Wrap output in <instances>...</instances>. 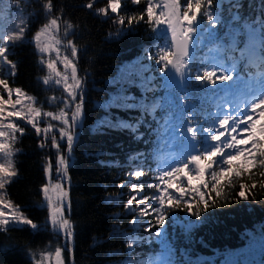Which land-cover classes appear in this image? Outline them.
Masks as SVG:
<instances>
[{"label": "trees", "instance_id": "obj_1", "mask_svg": "<svg viewBox=\"0 0 264 264\" xmlns=\"http://www.w3.org/2000/svg\"><path fill=\"white\" fill-rule=\"evenodd\" d=\"M180 2L183 10L186 0ZM48 3L52 5L50 12L45 8ZM88 3L93 4L92 9L86 7ZM107 4L108 0H0V35H19L21 12L27 21L22 38L7 46V59L15 68L0 57V78L6 79L9 87L22 89L25 110L29 103L41 113L55 114L66 107L47 73L54 48L74 60L77 77L83 83L82 120L71 155L66 142L60 145L61 153L70 161L65 184L70 186V211L65 207L64 216L72 225L74 240L66 243L64 234L52 227L42 193L48 180L51 185L61 180L56 174L58 153L51 148L52 135L59 139L60 125L42 115L41 128L51 123L57 130L47 137L37 136L30 125L13 117L11 121L19 124L24 134L16 133L15 141L0 142L12 143L13 166L18 175L0 190V196L21 209L38 227L33 230L30 225L16 227L11 223L0 226V264H40L56 248H62L65 264H132V256L162 252V241L171 247V257L177 264H264V250L250 244L253 237L264 235V190L259 187L264 183L260 175L264 169L257 167L251 179L243 178L242 182L257 185L248 201L235 196L237 185L227 202L221 200L218 207L204 212L201 220L173 208L166 217L164 235H152L149 245L141 248H129L137 215L125 208L131 169L144 172L140 181L143 194L155 198L159 194L156 185L163 189L159 176L165 171L167 152L185 151V163L190 155L210 149V135L218 128L229 90L244 89L247 82L256 83V74L264 76V0H211V6L209 0H204L194 23L196 32L183 75L170 66L160 70L157 60L161 50H169L171 43L166 28L162 26L154 32V26L147 23V0L138 4L121 0L117 14L111 13ZM100 8L107 9L106 16L97 14ZM205 9L212 20L204 15ZM142 15L144 19L139 20ZM120 16L125 19L123 26L118 23ZM132 16L137 20L128 25L127 19ZM53 18L58 19L59 27L51 30V50L40 53L35 33ZM117 29H122L120 35ZM237 32L239 43L232 51L230 37ZM250 35L258 51L251 58H242L241 50ZM69 40L73 41L71 46ZM221 43L225 47L217 51ZM73 46L78 50L75 59L71 57ZM206 70L233 79L225 84H202L196 77ZM46 78L47 85L43 83ZM0 96L9 98L3 86ZM28 96L32 101L27 100ZM114 96L128 97L120 103L134 107H116L112 104ZM11 99H16L14 93ZM154 104L162 107L153 109ZM105 117L124 121L125 125L97 130L98 122ZM128 124L136 125L135 134ZM188 127L194 129L196 139L187 132ZM42 141L45 147L40 146ZM0 163H7L3 153ZM49 163L50 177L44 171ZM182 184L187 186V181ZM174 187L169 189L173 195ZM2 210L10 216L7 209ZM153 216L149 223L158 231ZM189 223L195 226L188 229ZM69 247L74 251L69 252Z\"/></svg>", "mask_w": 264, "mask_h": 264}, {"label": "snow or ice", "instance_id": "obj_2", "mask_svg": "<svg viewBox=\"0 0 264 264\" xmlns=\"http://www.w3.org/2000/svg\"><path fill=\"white\" fill-rule=\"evenodd\" d=\"M140 0H132L133 4H138ZM204 0H186V6H181L180 0H162L161 3H157L156 0H147V6L144 12L147 16V23L153 27L154 32H158L163 26L166 28L167 33L171 37V47L169 50H161L157 63L161 65V71L163 72L169 66L174 68L176 72L183 75L182 68L185 67L186 58L189 56V45L192 43L193 33L196 32L194 23L197 21L199 14L201 13ZM211 6V0H209ZM121 0H108L107 9L111 10V13L117 14L121 8ZM88 9L93 8L92 3L86 5ZM45 8L50 12L52 10L51 3L45 5ZM107 9H98L97 14L101 16L107 15ZM162 9V10H161ZM21 23L19 25V35H0V41H3L4 46H0V57L3 58L5 64H12L8 61L6 53L8 51V44L11 41L19 40L22 38L23 33L26 31L27 21L23 19L21 12ZM204 15L208 20H212L213 17L206 9ZM144 16H140L139 20H143ZM137 20L135 16L127 19V24L132 25L133 21ZM118 23L123 26L125 19L120 16ZM58 19L53 18L47 24H45L40 30L35 33V43L40 53H47L51 50L49 37L52 29L58 28ZM70 29L71 24L67 25ZM122 29H117L116 34L120 35ZM239 32L235 36H231L230 48L232 51L236 50V45L239 43L236 38ZM57 43H59L57 41ZM256 41L250 35L248 41L245 44L243 50H241V57L249 56L250 58L255 54ZM69 46L73 44L72 40L68 41ZM224 45L221 43L218 46L217 51L223 50ZM71 57H78V50L76 47H71ZM61 63L64 68H71V80L73 83H68V77L62 76L57 71L56 64L53 61L47 63V69L50 73H54L59 79L56 80V84L59 85L61 80L64 82V93L67 94L69 99H66L63 103L66 107L61 108L58 113L52 111H46L41 113V110L37 107H33L31 103L27 105V108L23 107V98L25 93L21 88H11L8 82L4 78H0V86H3L5 92L8 95V99L5 100L0 96V141L17 139L16 133L24 134V129L17 123L11 121V118L16 117L24 121L27 125H30L37 136L44 135L47 137L49 134L54 133L57 129L56 126L47 123L43 128L40 126V118L43 115L45 118H50L51 121H56L60 125L59 139L53 134L51 138V148L56 150L58 155L56 158V174L61 178L59 182L48 186L47 184L42 187V193L44 199L47 201V208L51 225L54 229H58L64 234L65 241L71 244L74 240V232L72 231V225L69 219L64 216V209L67 207L70 211V186L65 187V184L69 180V157L61 153V142H66L67 152L71 155L72 149L75 144L76 129L79 122L82 120L83 110V83L77 77V68L74 60L70 61L65 56ZM12 68L15 65L12 64ZM235 65H233V70ZM12 75L15 73L12 72ZM196 79L204 84L217 85L225 84L232 80L233 77L223 73L217 74L215 71H204L202 76H197ZM43 83L47 85L49 79H44ZM13 93L16 99H11ZM79 97V102L78 101ZM32 97L28 96L27 100L32 101ZM128 97L114 96L112 98V104L116 107H134L133 104L120 103L121 100L126 101ZM17 106H21L19 109ZM111 106V105H110ZM153 109L156 107H162V105L154 104ZM8 120V123H4ZM125 125L124 121H113L110 117H105L98 122V129L102 127H121ZM240 125H245L241 128ZM128 129L136 133L137 127L134 124H128ZM209 129H205L208 132ZM187 132L192 134V139H196L194 129L192 127L187 128ZM139 139V137H137ZM210 141L212 147L205 151H200L198 154L190 155L185 163L181 166L173 167L171 170L164 171L159 180L163 184V189L160 190V184L156 185L158 195L154 198L152 203H146L150 197L141 196V192L144 189L143 184H132L130 191L135 195L129 197L126 210L136 212L137 209L133 208V201H137L138 204L144 205L139 209L140 217H146L150 210L154 214L155 225L159 226L155 236L161 237L164 235V226L166 217L171 209H180L188 216H193L197 220H201L202 214L207 212L210 208L219 206L221 200L227 202L230 195L233 194V190L239 187V191L234 194L239 200L248 201L252 190L257 187L255 183L242 182L245 176L249 179L252 178L253 170L257 167L264 169V95L258 99H254L250 102V106L247 111L243 108L233 113H225L222 118L218 120V128L214 134L210 135ZM41 147H45V143L42 141ZM0 153H3L7 163H0V190L5 189L14 177L18 175V171L13 166V151L12 143L0 142ZM191 166H194V171L191 170ZM46 175L51 174V164L44 168ZM129 179L139 180L144 172L142 170H136L130 172ZM261 176H264V171L260 172ZM187 181V186H183L182 181ZM126 185L121 184L120 187ZM176 193L173 195L169 192V189H173ZM149 188L152 184L148 185ZM259 187L264 190V183H261ZM214 194V197H213ZM2 209H7L10 216H6ZM134 223H138L134 219ZM13 224L16 227H23L30 225L33 230L37 229V225L28 217L23 214V211L15 207L10 202H5L4 197L0 196V226H8ZM195 225L189 223L186 225L188 229H191ZM6 230V229H5ZM152 230V225L146 226V231L149 233ZM162 253L154 261V264H174L171 259V247L167 245L165 241ZM253 247H259L264 250V235L259 237H253L250 242ZM133 245L129 244V248ZM69 252H73L74 249L69 247ZM57 258V264H63L61 261V250L57 248L55 252ZM247 264V261H245Z\"/></svg>", "mask_w": 264, "mask_h": 264}, {"label": "rangeland", "instance_id": "obj_3", "mask_svg": "<svg viewBox=\"0 0 264 264\" xmlns=\"http://www.w3.org/2000/svg\"><path fill=\"white\" fill-rule=\"evenodd\" d=\"M0 46H3V41H0ZM255 51H258V47L256 46ZM64 55H60V51L57 48L53 49V54H52V60L53 62H55L56 64V68L57 71L61 73L62 76H67L68 77V83L71 84L73 83L71 80V68H67L65 69L63 64L61 63V60L64 58ZM69 59V58H68ZM70 60V59H69ZM71 61V60H70ZM0 66H1V60H0ZM47 73L49 75V79L50 81L53 82L54 86L56 87V95L59 96V99L62 101H65L66 98L64 95H61V93H64L63 88H64V82L63 80H61V83L59 85L56 84V80L59 79V77H56L54 73H50L49 70L47 69ZM245 88H236V89H231L229 90V95L226 98L224 105V111L221 112L220 114V118H222V116L227 112V113H233L238 111V109L243 108L245 111L248 110L249 106H250V102L253 101L254 99H258L260 96L264 95V78L257 76V83H252L250 85H248L246 83V86H244ZM65 95H67L66 93H64ZM219 118V119H220ZM241 128L245 127V125H240ZM175 149V148H174ZM178 150V148H176ZM165 151H171V149L169 150H165ZM167 160H166V166H165V171L171 170L173 167H177L178 163L181 162V160H184L185 157V151H182L181 153H179L178 151H172L167 152ZM170 153V154H169ZM188 154H192L191 149L188 150ZM134 159L137 160L138 157L136 155H134ZM172 165V167L170 168L169 166ZM137 169H131L128 174L130 172H134ZM129 176V175H128ZM142 178V177H141ZM141 178L139 180L136 179H128L129 181V189H128V193H127V198L129 199L130 196L135 195L134 192L130 191V186L132 184H141ZM48 186H51L50 180H48L47 183ZM169 192L171 193V191L169 190ZM144 189L141 192V196H144ZM44 197V195H43ZM145 197V196H144ZM152 199H149L148 201H146V203H152L154 200V197H150ZM44 203L46 204L47 201L44 199ZM133 206L135 209H137V211L135 212L137 215V221L138 223L135 224V230H134V237L133 239H131V244L132 245H137L139 248L144 247V246H148L150 239L152 237V235H154L156 233L155 228H153L152 226V230L149 233L148 231H146V226L149 223V220H151L150 216L154 215L151 210L149 212V214L146 217H140L139 215V209L143 208L144 205H140L138 204L137 201H133ZM154 217V216H153ZM61 250V261L63 262V264H65L64 261V257H63V250L62 248H59ZM57 248L50 254L46 255L43 259V261L40 264H57V258L55 256V252H56ZM162 252L159 253H154L152 256H132V264H154V261L157 257H159L161 255ZM172 261L174 262V264L176 263V260L174 258H172Z\"/></svg>", "mask_w": 264, "mask_h": 264}, {"label": "water", "instance_id": "obj_4", "mask_svg": "<svg viewBox=\"0 0 264 264\" xmlns=\"http://www.w3.org/2000/svg\"><path fill=\"white\" fill-rule=\"evenodd\" d=\"M168 34V33H167ZM168 36H169V39H170V41H171V37H170V34H168ZM190 45H191V43H190ZM190 45H189V52H190ZM51 222V221H50Z\"/></svg>", "mask_w": 264, "mask_h": 264}]
</instances>
